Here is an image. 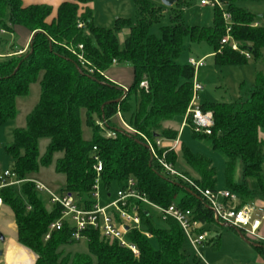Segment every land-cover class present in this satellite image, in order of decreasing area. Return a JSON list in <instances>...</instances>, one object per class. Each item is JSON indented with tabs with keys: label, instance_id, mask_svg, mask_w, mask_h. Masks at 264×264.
<instances>
[{
	"label": "trees",
	"instance_id": "1",
	"mask_svg": "<svg viewBox=\"0 0 264 264\" xmlns=\"http://www.w3.org/2000/svg\"><path fill=\"white\" fill-rule=\"evenodd\" d=\"M60 1L53 15L48 5L25 7L22 0H0L1 124L16 118L17 98L28 95L30 85L41 76L40 101L28 115L26 127L14 130L12 143L5 148L14 162L11 171L19 180L33 179L41 167H49L54 156L61 154L55 170L66 179L62 193L73 195L80 205L91 210L95 204L97 157L102 162L100 183L107 192L112 183L121 189L132 180L137 191L152 203L192 210L201 223L217 224L201 194L182 179L165 174L140 135L152 142L175 141L179 136L178 131L165 129L164 124L184 120L193 98L195 69L190 64L177 63L186 40L207 44L215 65L221 68L244 66L250 60L263 58L264 26L240 6L248 0H219L222 7L213 8L210 27L184 26L182 9L189 3L177 0L169 8L171 24L160 28V37L151 33L163 13L156 0H134L136 23L132 25L130 19L121 18L113 28L95 25L93 0ZM224 14L230 16L231 42L239 45V52L233 51L230 43L222 45L227 29ZM15 27L31 34L26 50L19 52L3 36L14 35ZM125 27L130 32L121 48L118 34ZM80 45L88 65H82L70 51ZM114 61L130 64L133 69V83L127 93L105 77ZM143 82L148 84V90L141 88ZM200 109L213 113L214 126L211 135L194 131L192 135L225 154L224 190L238 196L240 207L264 201V139L260 137V131H264V73H257L253 88L238 101L205 103ZM119 113L136 133L118 125ZM83 125L92 132L90 140L83 136ZM42 139L49 140V144L40 157ZM167 158L200 189L217 190L211 160L192 153L182 142ZM238 162L242 165L240 183L235 182ZM0 197L14 215L17 244L37 257L35 264H93V259L97 264H189L181 227L173 220L162 222L158 216L155 218L165 227H156V219L148 210H140L142 231L156 241V249L142 232L131 230L128 240L139 252L136 257L119 242L107 241L99 231L89 228L83 233L88 254H71L60 250L77 243L68 225L45 240L50 225L61 218L62 211L55 206L48 209L33 183L5 188ZM255 248L264 257V248Z\"/></svg>",
	"mask_w": 264,
	"mask_h": 264
},
{
	"label": "rangeland",
	"instance_id": "2",
	"mask_svg": "<svg viewBox=\"0 0 264 264\" xmlns=\"http://www.w3.org/2000/svg\"><path fill=\"white\" fill-rule=\"evenodd\" d=\"M23 1L25 4H29L31 2V4H45L51 8L54 7V2H48V0ZM185 1L188 2L189 5L182 9V24L184 26L210 27L213 25V8L211 6L202 7L200 5L201 0ZM156 2H158V0H156ZM93 3L95 5L94 20L99 27L113 28L115 21L121 18L130 19L132 25H134L137 21V10L134 0H93ZM240 6L253 13L256 16L259 24L264 26V0H248L242 2ZM160 7L163 8V13L159 19V22L151 29V33L157 37H160V28L169 26L171 24L170 9L168 7H164L162 4ZM129 32L130 28L125 27L118 34L121 48L124 46ZM3 36L9 40L10 44H14L15 48L20 47L19 35ZM211 52L212 49L205 43L192 44L186 40L183 51L178 58L177 63L180 65H187L189 64V60L191 58H193L195 61H199L205 55ZM127 65L128 64L125 63L119 64V66L122 67H126ZM258 72L264 73V52L263 58L258 61L250 60L248 64L244 66H226L222 68L215 65L212 55L205 57L203 65L197 73L198 80L203 86V90L198 94V104L203 105L205 103L216 102L232 103L238 101L241 97H245L247 92L253 88ZM40 80L41 76L37 82L30 85L28 95L17 98L16 118L4 125L0 123V175H3L5 171L12 170L13 168L14 162L12 158L7 155L5 148L12 143L13 131L26 127V119L28 115L39 103L41 96ZM132 105L133 109H135V100L132 101ZM181 122L182 120L167 122L164 124V127L166 129H179ZM117 123L122 129H126L122 126L119 119ZM82 130L85 140H90L92 136L91 130H89L85 125H83ZM192 132L193 131L191 128L186 127L184 132L181 134V142L184 143L192 153L211 160L216 170V188L217 190H224L226 167L225 154L221 151L215 150L208 141L195 139L192 135ZM104 135L107 136L108 134ZM260 137L264 139V131H260ZM48 144L49 140L47 139H42L39 141L40 157L44 156L46 153ZM61 156V154H56L53 158L52 164L49 167H41L39 172L32 176L33 179L45 185L55 194H61L66 183L65 176L58 174L55 170L56 160ZM180 168L181 167L177 166L176 169L180 170ZM235 182H242V165L240 162H238L236 165ZM98 187V192L100 194L99 203L101 206H106L112 200L117 199V192L119 189L117 183H112L108 192L105 190L102 183H100ZM38 195L46 207L50 209L52 206L48 203V198L44 194ZM151 213L154 218L157 216L156 212L151 211ZM155 221L156 227H165V224L161 223L157 219ZM14 222L15 219L12 211L10 208L4 206L0 214V252L4 251V249L6 251L9 242L14 243L13 241L16 238V234L11 228V224L14 225ZM200 226L207 232L208 240L203 245V247H199L202 260L196 257V255L191 251L188 244L186 243L184 248L190 257L188 261L189 264H233L235 261L238 262V264H264L263 256L252 244V246L250 245V243H252L251 241L249 243L245 241V235L242 232L239 234L235 230L223 227L219 223L214 225L201 223ZM2 237L5 238L4 241L2 240ZM7 238L11 239L7 240ZM4 242L6 245H4ZM150 242L151 245L156 249V241L151 239ZM60 250L71 254H88V244L85 240H81L75 244L63 246L60 248ZM30 257L33 261H35V257L31 252ZM3 259L4 256L0 257V260ZM93 264H97L96 259H93Z\"/></svg>",
	"mask_w": 264,
	"mask_h": 264
},
{
	"label": "built area",
	"instance_id": "3",
	"mask_svg": "<svg viewBox=\"0 0 264 264\" xmlns=\"http://www.w3.org/2000/svg\"><path fill=\"white\" fill-rule=\"evenodd\" d=\"M200 5L202 7L211 6L212 8L222 7L219 0H201ZM223 18L227 29L226 36L222 40V45L230 43L232 50L239 52V45L233 41L231 42L230 16L224 14ZM78 28L82 29L83 24L79 23ZM70 51L75 57H77L82 65L89 64L82 53V45H80L78 49L71 47ZM242 54L248 60L251 59L248 53L242 52ZM203 62L204 59L199 61H195L194 59L189 60V64L195 69L193 79V98L187 114L184 117L178 138L175 141L156 139L152 142L145 136H140L149 147L152 159L158 162L165 174L172 178L182 179L201 194L207 207L213 213L216 222L225 227H232L239 230L245 235V238L252 243L263 245L264 213L261 209L255 204L240 207L238 196L228 190L211 191L200 189L194 182L180 174L167 158L170 152L175 151L178 148L181 134L186 127L191 128L192 131L197 134L211 135L214 126L213 113H204L198 104V94L203 90V86L198 80L197 73L202 67ZM113 65H118L117 61H114ZM141 87L148 90V84L146 82H143ZM124 89L128 91V88ZM118 119L123 127L136 133L123 121L120 113L118 114ZM160 151H162V154H160ZM95 161L97 163L95 167L97 180L93 193L95 204L91 210L85 209L80 205L73 195L68 193L55 194L45 185L33 179L19 180L11 170H7L3 175H0V191L8 187L19 186L23 183L30 182L35 185V191L38 194H44L48 198V203L51 206L61 208V218L50 225L45 240L50 238L51 233L61 231L66 225H68L73 229V240L80 242L81 240H84L83 233L87 229L92 228L99 231L105 240L119 242L122 247L128 248L136 257H138L139 252L137 248L129 242L128 233L131 230H136L142 232L147 238H152L151 235L142 231L140 210H148L150 212H156V215L162 222L168 220L175 221L181 227L185 241L191 251L198 259L202 260L199 247H202L207 242L208 235L207 232L201 228V222L194 211L183 210L176 205H171L167 208L160 207L152 203L145 195H141L136 189L135 182L132 180H129L125 187L118 190L116 200H112L106 206H101L99 203L100 194L98 192V186L100 184L102 162L97 157H95ZM4 206V201L0 197V214Z\"/></svg>",
	"mask_w": 264,
	"mask_h": 264
},
{
	"label": "crops",
	"instance_id": "4",
	"mask_svg": "<svg viewBox=\"0 0 264 264\" xmlns=\"http://www.w3.org/2000/svg\"><path fill=\"white\" fill-rule=\"evenodd\" d=\"M47 1V0H46ZM22 2H23V5L25 6V7H27V6H31V5H45V4H31V2L29 3V4H25L24 3V1L22 0ZM48 2H54V7H52V9H53V15H56V13H57V10H58V8H59V6H60V4H61V1L60 0H48ZM155 3L157 4V5H161L162 3H161V1H159L158 0V2H156L155 1ZM159 5V6H160ZM163 5V4H162ZM94 8H95V5H94V3L92 4V10H93V16H94ZM94 23H95V25L97 26V24H96V22H95V20H94ZM97 27H99V26H97ZM14 35H19V37H20V47L18 48V51L20 52V50H26L27 49V47H28V45H29V43H30V40H31V34L26 30V29H24V28H21V27H15L14 28ZM209 55H212L213 56V54H211V53H209V54H207V55H205L202 59H204L205 57H208ZM191 59H193V58H191ZM105 77L109 80V81H111V82H113V83H115V84H117L119 87H121V88H128V87H130V85L133 83V69H132V67H131V65L130 64H128L126 67H122V66H119V64L118 65H115V66H113L109 71H107L106 73H105ZM200 105V104H199ZM182 124H183V120H182V122H181V125H180V127H179V129H177V128H174V129H171V130H174V131H178L179 133H180V131H181V127H182ZM165 128V127H164ZM166 129V128H165ZM183 132H184V130H183ZM181 143V137H180V142H179V144ZM179 146V145H178ZM110 196V195H109ZM253 204H255L259 209H261L262 210V212L264 213V201H261V200H257V201H255ZM223 226V225H222ZM223 227H225V226H223ZM11 228L15 231V234H16V238L14 239V243H18L17 242V227H16V224H15V222H14V225L13 224H11ZM226 228H230V229H232V230H235L237 233H239L240 231L239 230H237V229H235V228H232V227H226ZM239 231V232H238ZM241 233V232H240ZM239 233V234H240ZM8 239H11V238H7V240ZM246 239V238H245ZM4 240H5V238H4ZM247 240V239H246ZM10 241H12V240H10ZM247 241H249V240H247ZM250 242V241H249ZM251 244H254V245H259V246H262L263 248H264V244L262 245V244H256V243H251ZM250 244V245H251ZM4 245H6L5 244V242H4ZM20 245V244H19ZM252 246V245H251ZM203 247V246H202ZM255 247V246H254ZM25 248V247H24ZM26 249V248H25ZM26 250H28V249H26ZM29 251V250H28ZM29 252H31V251H29ZM32 253V252H31ZM4 254H5V249H4ZM33 254V253H32ZM34 255V254H33ZM35 256V255H34ZM36 259H37V257L35 256V262H36ZM263 259H264V257H263ZM213 260V259H212ZM8 264L6 261H5V257H4V259L3 260H0V264ZM35 264V263H34ZM233 264H238V262H233Z\"/></svg>",
	"mask_w": 264,
	"mask_h": 264
},
{
	"label": "bare ground",
	"instance_id": "5",
	"mask_svg": "<svg viewBox=\"0 0 264 264\" xmlns=\"http://www.w3.org/2000/svg\"><path fill=\"white\" fill-rule=\"evenodd\" d=\"M4 257L8 264H34L30 252L20 245L9 242Z\"/></svg>",
	"mask_w": 264,
	"mask_h": 264
},
{
	"label": "water",
	"instance_id": "6",
	"mask_svg": "<svg viewBox=\"0 0 264 264\" xmlns=\"http://www.w3.org/2000/svg\"><path fill=\"white\" fill-rule=\"evenodd\" d=\"M161 1V3L165 6V7H168V8H170V7H172L176 2H177V0H160ZM36 34V33H35ZM35 34H33L32 35V38L34 37V35ZM122 89H124V88H122ZM124 91H125V93H127V91L124 89ZM147 146V145H146ZM148 147V146H147ZM149 148V147H148ZM218 223V222H217ZM239 232V231H238ZM240 233V232H239ZM241 234V233H240ZM2 240L4 241V237H2ZM245 241H247V240H245ZM248 243H249V241H247ZM251 244V243H250ZM253 246H259V245H254V244H252ZM4 256V251H1L0 252V257H3Z\"/></svg>",
	"mask_w": 264,
	"mask_h": 264
}]
</instances>
